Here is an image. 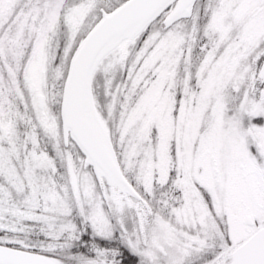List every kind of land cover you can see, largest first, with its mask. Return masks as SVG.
Segmentation results:
<instances>
[{"label": "snow or ice", "instance_id": "6c2138e0", "mask_svg": "<svg viewBox=\"0 0 264 264\" xmlns=\"http://www.w3.org/2000/svg\"><path fill=\"white\" fill-rule=\"evenodd\" d=\"M0 264H264V0H0Z\"/></svg>", "mask_w": 264, "mask_h": 264}]
</instances>
